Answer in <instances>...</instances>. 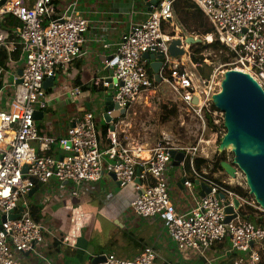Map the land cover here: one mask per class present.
I'll list each match as a JSON object with an SVG mask.
<instances>
[{"label": "built area", "instance_id": "1", "mask_svg": "<svg viewBox=\"0 0 264 264\" xmlns=\"http://www.w3.org/2000/svg\"><path fill=\"white\" fill-rule=\"evenodd\" d=\"M174 1L157 0L148 17L132 25L116 44V51L109 62L111 77L101 82L102 87L108 90L112 106L128 110L142 93L154 89V78L147 75L143 67L146 61L142 56L160 52L162 46L167 48L173 38L169 36V27L174 18ZM193 2L203 11L220 44L234 54L232 62L224 65L228 68L226 70L249 74L264 91V0ZM5 15H12L22 23L17 32L23 46V57L12 65L14 70L10 73V83L0 88V264H21L17 258L36 252L45 243L46 235L50 234L44 222L31 217L30 191L37 185L45 186L54 180L59 195L67 197L69 203L84 188L100 181L103 156L113 161L112 165H107L106 172L113 173L121 185L132 183L136 171L140 170V183L136 185L138 196L130 208L140 218H160L179 250L202 255L213 246L228 241L229 252L245 256L234 264H264V227L239 218V210L235 209L233 200L237 199L241 206L243 202L235 195L229 193L220 199L216 187L204 184L210 189L209 193L196 199L195 206L188 213L178 212L169 195L167 172L172 161L170 152L184 154V160L179 164L182 167L186 159L192 162L194 158L206 157L203 156V148L209 145V141L203 136L207 130L204 112L212 118L215 135L225 131L223 113L216 108L211 110L210 106L211 96L219 91L226 70L218 74L214 72L208 79L190 76L184 69L179 74L175 70L179 65L165 50L159 73L161 81L172 87L178 113L185 112L188 116L195 113L201 126V137L192 145L176 146L164 136L149 151L148 158L142 159L139 148H131L118 138L117 124H113L114 131L106 135L107 142L102 150L103 138L96 127L94 111H85L81 117L74 118L61 138L43 135L35 126V113L46 109V90L43 88L46 78L55 76L56 71L67 68L85 54L83 37L88 23L79 16L76 3L58 14L54 0H8L0 7V21ZM172 29L175 31V26ZM213 38L211 35L205 39L211 43ZM11 47L8 33L0 27V49L9 53ZM16 68L22 70L19 77ZM167 70H172L171 81L165 77ZM4 72L1 69L0 75ZM17 79L21 80L20 84H15ZM8 87L11 88L10 94H6ZM80 94L78 89L67 91V95L75 99ZM102 110L104 113V107ZM111 112L106 113L110 115ZM54 146H58L60 158L49 154ZM24 166H27L26 173L22 171ZM239 175L237 172V180ZM235 184L244 187L240 181ZM183 186L194 197L193 183L184 179ZM249 204L264 214L253 199ZM228 207L236 216L225 223V209ZM12 214L18 217L9 220ZM81 217V214H75L72 222H80ZM74 236V233H69L63 241L74 246L75 240H70ZM155 259L153 248L145 246L133 259L106 254L99 264H155Z\"/></svg>", "mask_w": 264, "mask_h": 264}, {"label": "crops", "instance_id": "2", "mask_svg": "<svg viewBox=\"0 0 264 264\" xmlns=\"http://www.w3.org/2000/svg\"><path fill=\"white\" fill-rule=\"evenodd\" d=\"M150 2L151 0H54L58 14L64 13L70 4L76 3V10L79 16L87 21L88 29L83 37L85 54L59 71L63 82L61 94L53 91L54 89L46 90V109L37 112L35 117V122H41L40 125L35 123V126L43 135L64 137L74 118L81 117L88 111L86 106L89 107V111H99L98 109L104 107L103 101L108 98L109 93L102 87L101 82L108 81L111 77L109 62L116 51V44L132 25L148 17L155 7V4L148 5ZM172 27L173 24L169 27V32ZM177 28L176 25L175 32L178 31ZM185 57L174 63L179 65L178 67L182 65L185 69ZM13 64H8L5 72L0 75L1 87L10 83ZM17 70L18 68L16 74ZM76 81L80 86H101L103 90L97 94L88 90L82 91L75 85ZM165 83L161 81L157 87L163 88ZM155 88L152 93L156 91ZM74 89L81 92L76 99L67 95V91ZM6 90V94L11 93V88L8 87ZM141 96L133 104L138 102ZM172 97L175 102L174 95ZM131 108L130 106L127 110V115L133 110ZM102 113L103 110L96 115V119L99 116L101 118ZM106 142V139L101 142L102 150ZM125 144L134 149L138 148L136 144ZM49 154L61 157L58 146H54ZM139 156L142 159L148 158L149 151L140 150ZM101 163L103 175L100 181L84 188L77 198L69 201L70 205L67 197L59 195L58 185L54 180L34 190L28 199L29 206L37 208L38 220L46 224L50 234L46 235L45 243L36 252L17 258L21 264H93L95 258L106 254L133 259L145 246H150L155 251V264H234L240 258H245L243 255L229 252L228 241L213 246L202 255L194 251L179 250L168 236L160 218L143 219L130 208L131 202L138 196L136 178L132 183L118 185L106 172L107 165H112L113 161L103 156ZM186 176L183 167L175 166L171 161L167 172L169 195L171 203L180 213H188L193 209L196 199L201 197L200 186L205 184L199 180L193 182V197L190 191L180 184L182 179L188 178ZM196 182L199 185H195ZM77 213L82 217L75 225L72 219ZM69 233L75 234L74 238L70 237V240H75L74 246L63 241Z\"/></svg>", "mask_w": 264, "mask_h": 264}, {"label": "water", "instance_id": "3", "mask_svg": "<svg viewBox=\"0 0 264 264\" xmlns=\"http://www.w3.org/2000/svg\"><path fill=\"white\" fill-rule=\"evenodd\" d=\"M8 0H0V7ZM157 0H151L148 5H156ZM195 40L192 37L184 39L173 37L167 44V48L161 47L160 52L145 53L142 58L152 70L154 81L161 83L160 70L163 67V52L166 50L168 56L172 60H178L187 56L188 51L186 46H190ZM22 70L18 68L17 76H21ZM55 76L47 77L44 81V90L55 89ZM21 80L17 79L15 84H20ZM196 99L193 103L196 104ZM111 98H107L104 102V113L102 118L106 124H109V131H114V122L121 120L127 115L126 109H118L112 106ZM211 103L218 111L223 113L222 125L225 133L218 144L217 152L223 153L227 150L233 155L231 162L222 161L220 168L223 173L230 179L236 180L237 172H240L244 177L245 187L254 202L264 212V91L258 82L249 74L229 69L223 74L220 82V89L217 93L211 96ZM85 110V108L83 109ZM86 110L89 107L86 106ZM112 111L110 115L106 112ZM37 113H35L36 117ZM171 160L173 165L179 166L184 160V154L181 152L171 151ZM23 173H26L27 166L23 167ZM140 170L136 171V183L139 184ZM109 176L118 185L116 176L109 173ZM184 179L180 181L183 185ZM195 185H199L198 182ZM201 197L208 194L210 189L208 186L201 185ZM34 193L31 190L29 197ZM220 199L224 196L220 195ZM235 209L239 210L241 204L237 199L233 200ZM19 211H22L20 208ZM225 223H228L236 215L233 214L231 208L225 209ZM17 214H12L8 217L9 220L17 218ZM5 218L2 217V221ZM103 260V257L95 258L92 263L97 264Z\"/></svg>", "mask_w": 264, "mask_h": 264}, {"label": "trees", "instance_id": "4", "mask_svg": "<svg viewBox=\"0 0 264 264\" xmlns=\"http://www.w3.org/2000/svg\"><path fill=\"white\" fill-rule=\"evenodd\" d=\"M172 8L175 21L177 25L184 31V34L185 32H187L192 35L201 36L203 37V39L211 35L214 37L211 43L202 44L198 41L193 42L189 46V57L191 63L193 65H196L198 74L202 79H208L212 74V69L210 68L209 71L207 70V72H204V68L209 66L204 63V59L206 58L204 57L203 52L208 50L215 52V55L220 57V63L223 65L232 62L234 54L226 46L220 44V42L214 35L213 28L208 22L203 11L193 2V0H175L172 4ZM21 26V21H19L12 15H5L0 21V27L8 33V43L12 46V51L9 53L4 49H0V70L2 69L5 71L8 64H10L11 62L19 63L23 57V46L20 43L17 32V30ZM174 35L175 31L174 29H172L169 32V36L174 37ZM143 67L145 68L147 75L152 78V70L149 67V63L144 62ZM175 70L178 71L179 74L183 73L182 66L175 68ZM166 72L167 73H165V77L171 81L172 70H167ZM75 85L82 91L88 90L96 94L103 90L101 86H80V83H78V81L75 82ZM157 85L158 84L154 81L153 87L155 88L157 87ZM210 107L211 110H215L213 105H211ZM160 111L159 122L162 125L170 122L171 120H174L178 115L177 106L175 104H172V106L166 104L161 105ZM204 117L207 122V130H209L207 132L208 135L210 134V132L212 133L216 129L213 125L212 118L207 112H204ZM114 124H117V121H115ZM97 129L101 133V137L104 140L109 132V125L104 124ZM220 141L221 137L218 139V142ZM222 161H227L226 153H218L217 151L211 158L208 159L197 157L194 158L192 162L186 159L183 163V170L187 174L186 177H188L186 179H188L192 183L196 180H199L205 182L206 185L208 184L210 186H214L217 188L219 195L226 196L229 193L235 195L241 202H243L238 211L239 218L242 221H248L256 226L264 227V214H261L257 208L249 204L253 197L250 196L248 190L245 187H241L236 184H229V178L223 173L222 169L220 168V163ZM37 189H39L38 185L34 188V190ZM30 214L34 220H38V210L36 207L31 206Z\"/></svg>", "mask_w": 264, "mask_h": 264}, {"label": "rangeland", "instance_id": "5", "mask_svg": "<svg viewBox=\"0 0 264 264\" xmlns=\"http://www.w3.org/2000/svg\"><path fill=\"white\" fill-rule=\"evenodd\" d=\"M173 26H176L177 23L175 21V17L172 22ZM178 31L175 32L174 37L179 35V37H192L195 41L200 43H208L206 39H203L201 36L192 35L190 33L185 32L177 25ZM181 35V36H180ZM184 35V36H182ZM186 50L188 51L187 56L184 61V70L190 76L200 77L197 71L196 65L191 63L189 57V46H186ZM203 55L206 59H204V63L209 66L205 67L204 72L209 71V68L212 69V74L215 72L216 74L221 71L226 70L227 68L221 64L220 57L215 55L213 51H205ZM208 58V59H207ZM58 71H56L55 75V89L53 91L61 94L63 91V85L61 84L62 80L59 76ZM63 83V82H62ZM156 89V88H155ZM202 89L203 86H202ZM172 87L165 83L163 88H158L154 93L152 92H144L143 96L136 102L135 104H131V112L129 115L125 116L120 122L117 123L116 132L118 138L125 143L136 144L140 150L150 151L157 143L161 142L164 136L169 137L172 140V143L176 146H189L197 142V140L201 137V126L198 123V120L195 117V113H192L191 116L188 114L185 115V112H177V118L171 120L170 122L162 125L159 122L160 116V106L161 105H170L174 104L173 102V92L171 91ZM205 90V89H204ZM99 111L94 110L95 116L101 113L102 109H98ZM178 110V108H177ZM102 119V120H101ZM185 119V120H184ZM97 127L100 128L104 124L103 118L100 116L96 119ZM37 125H40L41 122H35ZM183 124V125H182ZM209 130H205L203 136L204 139L209 141V145L204 146L203 148V156L211 158L217 151L218 147V139L224 135L221 132L219 135H215L213 132L207 135ZM225 132V131H224ZM226 158L228 162H231L233 159L232 154L229 150L225 151ZM57 157V156H56ZM241 174V173H240ZM232 181V185H235L236 181H240L245 187L244 177L243 175H239L238 180H230ZM251 223V222H250ZM253 224V223H252Z\"/></svg>", "mask_w": 264, "mask_h": 264}]
</instances>
